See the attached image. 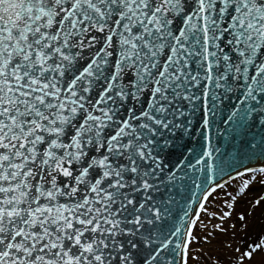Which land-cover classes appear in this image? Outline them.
Instances as JSON below:
<instances>
[{"label": "snow or ice", "instance_id": "obj_1", "mask_svg": "<svg viewBox=\"0 0 264 264\" xmlns=\"http://www.w3.org/2000/svg\"><path fill=\"white\" fill-rule=\"evenodd\" d=\"M217 114L264 128V0H0V264H264L230 223L264 146L227 161Z\"/></svg>", "mask_w": 264, "mask_h": 264}, {"label": "rangeland", "instance_id": "obj_2", "mask_svg": "<svg viewBox=\"0 0 264 264\" xmlns=\"http://www.w3.org/2000/svg\"><path fill=\"white\" fill-rule=\"evenodd\" d=\"M239 184V180L236 181ZM235 185H230L229 190H233ZM264 191V185L259 183V179L254 181L250 187L241 195L237 197L235 210L233 212L230 223L236 225V236L243 239L245 242L256 240L264 233V199L261 200L260 205H255L253 200L258 197H264L261 193ZM243 212L247 220V228L241 231L244 222L238 219V214ZM215 223V221H213ZM197 234L203 235L204 232L196 229ZM231 232L225 234H216L210 244L203 243L201 245L193 244V248L202 249V255L199 261L190 260V264H209V261L219 260L221 264H231L234 253L230 248L225 247V242L231 241ZM260 256L257 255L255 262H248V264H258Z\"/></svg>", "mask_w": 264, "mask_h": 264}, {"label": "water", "instance_id": "obj_3", "mask_svg": "<svg viewBox=\"0 0 264 264\" xmlns=\"http://www.w3.org/2000/svg\"><path fill=\"white\" fill-rule=\"evenodd\" d=\"M221 116L222 114H217L213 118V123L211 125L212 147L219 148L220 154H222L227 161L243 157L248 150L249 144L256 147L257 152H259V146H264L261 144V139L264 137V128L260 127V122L258 120L248 123L247 128L243 131L240 129L233 131L222 122ZM200 119L201 113L198 111L193 119V124L198 131L193 132L191 136H184L182 139L178 140V147L175 150L176 154H179V152L183 150L182 146L184 145L195 148L197 151H200L201 146H207V142L203 140L199 132V130L203 129ZM204 131L207 130L204 129ZM173 159H175V155ZM253 161L255 162V157ZM243 162L247 163V160L245 159ZM250 166H254V164Z\"/></svg>", "mask_w": 264, "mask_h": 264}]
</instances>
